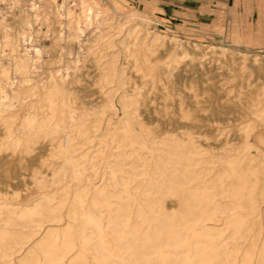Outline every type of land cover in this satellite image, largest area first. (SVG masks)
I'll return each instance as SVG.
<instances>
[{
    "label": "bare ground",
    "instance_id": "6f19581e",
    "mask_svg": "<svg viewBox=\"0 0 264 264\" xmlns=\"http://www.w3.org/2000/svg\"><path fill=\"white\" fill-rule=\"evenodd\" d=\"M57 1L30 0L13 33L0 8V259L23 249L10 264H264V87L252 83L264 76V53L158 31L149 13H122L116 0ZM32 23L45 25L44 37L57 23L51 40L64 42L66 59L45 77L36 71ZM113 25L125 30L131 71L118 73L113 59L97 65L101 99H85L75 73L81 48L111 46L113 34L101 31ZM221 68L236 71V97L249 100L235 143L209 125L230 107L215 79ZM181 75L198 78L204 97L190 81L169 108ZM157 84L158 102L149 90ZM117 91L122 115L112 119ZM103 123L100 146L84 148L89 128ZM210 135L222 152L207 149ZM44 156L54 165L43 175L32 170L38 195L9 200Z\"/></svg>",
    "mask_w": 264,
    "mask_h": 264
},
{
    "label": "rangeland",
    "instance_id": "374dc122",
    "mask_svg": "<svg viewBox=\"0 0 264 264\" xmlns=\"http://www.w3.org/2000/svg\"><path fill=\"white\" fill-rule=\"evenodd\" d=\"M30 0H19L17 4H14L11 6L8 5V7H11L10 9H6L4 7V3H0V8H2L3 11H7V16H6V22L10 25V29H9V33H13L14 30H16L18 28L19 25V19H20V15L22 13V10L27 8L28 2ZM118 2H121L123 5V9L120 10V12L122 13H126L128 12L130 9H138L141 10L138 5L136 4V2L132 1V0H116ZM8 2L11 3V0H8ZM58 4L61 3V0L57 1ZM70 4L73 3V1L69 2ZM51 17V21H53V17L52 15H50ZM108 20V19H107ZM151 27L155 28L158 31H166L168 33H174L176 35H178L181 38H185V37H200L203 36L204 37V41L206 42H213V43H217L215 42V40L213 38H211L209 35L205 34V33H198L197 31L195 32H181L180 30H176V29H172L169 26H163V25H158L156 24L155 20L151 17V22L149 24ZM32 27H33V33L31 35V41L34 45H36L35 47L39 48L41 51V62L38 64L36 71L40 74V77H45L47 72L49 70H54L55 66L58 65L59 63H61L63 60L66 59V56L63 55V53L61 52L60 48L62 47V45L64 44L63 41L59 42V45H53V42L51 40V36H58L59 34H57L58 30H59V26L57 25V23L55 24H51V29L52 34L50 36H42L44 35L45 31H46V27L44 24L38 23V24H34L32 23ZM65 32H68V29L65 28L64 29ZM38 32V33H37ZM103 34L109 35V34H113V43L111 44V46H107V45H100V42H98L96 44V46H92V48H87V46H82V54L79 55V60H78V66L79 69L75 72L76 75H78V78L80 80L79 84L85 87V90H87L86 93V97L85 99H93L94 101L100 100L101 99V94L98 92L99 86L97 84V82L95 81V76H96V72H97V65H101L103 66L106 63V60H110L113 59L116 65V69L118 71V73H121V71L124 69L125 72H130L131 68L127 65V63H125L127 61L126 58V54H125V50L123 48V43L122 40L125 37V30L124 28H122V30L118 31V28H116L114 25L112 27L109 28H103L101 31ZM48 35V34H47ZM0 38H1V33H0ZM55 39V38H54ZM222 44V43H220ZM232 47V46H231ZM235 48V47H234ZM240 49V48H238ZM242 51H246L248 53H252V52H263L264 51H255V50H244V49H240ZM7 52V49L5 50ZM94 51V53L92 52ZM164 52L162 51L161 47H157L156 52L154 53L155 55H157V58L161 59V62H165V61H169L170 60V55L169 54H163ZM97 56V58H96ZM99 56L101 57V59L99 58ZM67 57H69L67 55ZM94 57L96 59H94ZM100 61H97L99 60ZM184 62H180L178 65V70L182 69V68H186L183 66ZM71 69L69 70V74L70 76L75 74ZM219 75L216 76V80H218V84H221L222 87V98L220 99H224L227 100V102H229L230 107L225 108L222 111V115L219 116V118H216L213 122H210L209 125L212 126V128H218L213 129V130H208L207 133H214L213 131H215V133L217 134V138L222 139L223 135H227L230 138H233V143L237 142V137H238V132H237V128L241 125L242 121L244 119H246V115H245V107L248 104V99L246 98V96L244 94H240L239 97H236L237 94V90H239V88L242 86V78L241 77H237L234 74L236 73V71H231L227 73V68H221L219 70ZM243 77V76H242ZM252 79V78H250ZM132 81V80H131ZM192 81V86L194 87V89H198L197 93H198V98H203L204 97V93H202L201 91H199V85L201 81H198V78H192V76L188 75V76H178V78L174 79V83L172 85V87H174L176 89L175 93L173 95L168 96L167 98V102L169 103V108L172 105H175L176 99L178 95L184 94L185 92H182V86L183 85H188V83ZM163 82V81H162ZM130 83V81H129ZM252 83H257L260 84L261 86L264 87V76H260L259 78H257L256 80H253ZM129 85V84H128ZM113 84H106L102 87V90L104 91L106 88L108 87H112ZM123 86H127V84H124ZM171 86V85H170ZM162 87H164L163 85L161 86H155L150 88L149 90L152 91H156V98H157V102L161 100L160 97V93L162 91ZM185 91H188L187 89H184ZM151 91V92H152ZM120 95V91H117V94L114 96V104H115V110H109L106 113V116L111 117L112 119H116L118 117H120L121 114V110H120V106L118 103V97ZM186 96V95H185ZM235 102V104L233 103ZM233 103V104H232ZM175 107V106H174ZM205 128H208V126H200L195 128L194 130H197L198 132L201 130H205ZM178 130L173 129L172 128L168 131V133L170 134H176ZM220 131V132H218ZM106 128H105V123H103V125H100L99 128L95 129L90 127L88 130V135H89V139L84 141V148H87L88 150H94L95 148L100 146V143H98V140L104 137V134L106 133ZM169 134V136H170ZM212 139V135H210L209 139L206 140L210 143V146L207 147V149L212 153H220L222 152V144L219 142H211ZM202 140V139H200ZM255 153V151H253ZM40 164V168H38L37 164ZM53 160L50 158H47L46 156L43 157L42 161H37V163H34L26 172L25 174L20 175L18 178H22L25 181V185L24 186H20L18 187L15 191L13 192H9L8 193V197L10 198L9 200H12L13 202L15 201H19V199H23V198H35L38 195V190L35 188V185L33 183V180L30 178L31 173L33 172L32 170H42V173L40 175L43 174H47L49 171V169H51L53 167ZM98 170L100 172L103 171L102 165H100V163L98 162ZM39 175V176H40ZM38 176V175H37ZM26 188V189H25ZM27 190H29L30 192H26ZM24 196V197H23ZM29 243V242H28ZM27 243V244H28ZM21 249L20 251L15 252L13 255H11L9 258H5V259H0V264H10V263H15L17 261V258L21 255L22 253Z\"/></svg>",
    "mask_w": 264,
    "mask_h": 264
},
{
    "label": "crops",
    "instance_id": "0c3cea01",
    "mask_svg": "<svg viewBox=\"0 0 264 264\" xmlns=\"http://www.w3.org/2000/svg\"><path fill=\"white\" fill-rule=\"evenodd\" d=\"M156 24L205 33L235 48L264 51V0H132Z\"/></svg>",
    "mask_w": 264,
    "mask_h": 264
}]
</instances>
